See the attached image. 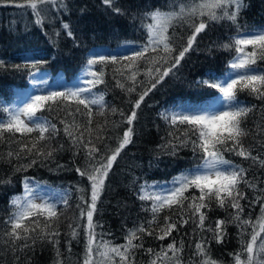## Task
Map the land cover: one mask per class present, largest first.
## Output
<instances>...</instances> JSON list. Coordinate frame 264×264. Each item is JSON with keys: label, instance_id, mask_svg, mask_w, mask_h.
Segmentation results:
<instances>
[{"label": "snow or ice", "instance_id": "6c2138e0", "mask_svg": "<svg viewBox=\"0 0 264 264\" xmlns=\"http://www.w3.org/2000/svg\"><path fill=\"white\" fill-rule=\"evenodd\" d=\"M103 2L113 12L124 14L115 6L116 0ZM9 5L30 8L36 25L41 27L53 10L66 12L69 7L66 0H24L22 3L0 0V6ZM244 7L245 0H170L167 10L157 8L138 14L147 34L146 42L122 46L131 48L132 54L125 51L89 59L77 82L71 87L64 86V90L20 93L14 105H7L0 99V112L6 114V118H0V145H8L6 154L0 151V162L11 164L16 160L18 163L13 167L17 172H26L36 166L46 167L48 162H55L56 153L64 151V144L57 140L63 132L73 155L84 153L85 164L77 166L75 171L90 186H75L78 195L73 208L70 203L73 189L48 186L57 199H44L38 194L39 182L33 183L30 177H25L22 193L10 199L9 212L0 222V253L3 254L0 262L11 255L13 264H19L21 256L18 253L27 259V252L34 250L37 243H46L55 252L53 264H65L71 258L72 241L81 242L82 229V264H138L136 252L139 249H144L151 257L147 264H221L212 258L209 245L213 240L217 244L224 243L229 225L234 224L239 229L240 243V250L230 253L234 264H264V187L260 186L264 185V180L255 173L250 177V167L226 158V154H232L264 169V123L257 122L255 129L250 130L247 120L255 106L244 104L238 98L240 93L246 92L256 100L264 101V69L258 64V61H264V28L241 29L238 18ZM223 22L235 25L236 34L229 36L226 42H215L213 47L225 52L234 50L236 55L228 61L222 76L210 73L207 80L197 81L198 87L215 89L219 95L206 104L181 103L158 113L168 126L170 137L160 146L161 151L175 156L179 151L189 149L193 154L192 167L170 182L139 185L137 199L145 202L141 204V210L148 212L150 217L134 223L124 236L125 242L116 244L108 238L111 232L97 219L101 214L98 203L114 163L133 143L137 110L166 77L174 74L186 55L195 50L193 45L197 43V37L212 25ZM62 27L68 36H73L69 24L62 23ZM178 27L190 32L181 35L177 32ZM43 63L47 61L33 57L11 66L18 70L30 69L29 76L36 84V71L31 70H38ZM98 63L104 67L113 65L115 86L129 96L133 93L138 96L135 101H130L133 105L130 114L109 107L105 91H94L99 85L106 84L103 68H95ZM5 66L0 60V68ZM141 76L143 79H139ZM93 106H96V113ZM44 113H55L63 127H58ZM116 114L121 117L119 122L108 119L109 115ZM95 116L104 119L103 123L93 127ZM120 124L128 125L122 136L107 135L109 125L114 132ZM250 136L255 144L246 145L245 140ZM106 138L115 139L116 146L113 148L105 143ZM13 144L17 146L15 150ZM100 144L105 151L101 150ZM63 168L64 165L57 164L56 170ZM4 183H12L11 178L0 179V184ZM242 185L251 189L255 196L249 199ZM245 200H248L247 205L242 203ZM255 204H260V213L253 220L251 213L245 216V207ZM59 205H63V210ZM69 209L73 210V215L67 225L69 231L65 233L71 238L66 241L69 256L65 257L60 250V225L61 217ZM215 209L223 210L227 215L216 219L214 224H206L208 214ZM165 212L167 214L161 217ZM186 225L192 226L193 236L200 237L187 258L183 238L179 242L173 238L158 251L145 248V235L164 241L173 232L179 234ZM205 233H211V238ZM245 236L250 239L245 240Z\"/></svg>", "mask_w": 264, "mask_h": 264}, {"label": "trees", "instance_id": "16d2710c", "mask_svg": "<svg viewBox=\"0 0 264 264\" xmlns=\"http://www.w3.org/2000/svg\"><path fill=\"white\" fill-rule=\"evenodd\" d=\"M24 0H16V3H22ZM68 10L59 13L53 10L49 18L45 20L43 26L35 23L31 9L28 7L17 8L13 5L0 6V60L6 64L0 68V99L7 105H14L16 97L20 93L38 94L41 90H64V86L71 87L87 66L89 59H98L100 54L114 55L125 51L132 54L131 48L122 47L124 44L139 45L146 42V32L141 27L138 14L153 11L157 8L167 10L170 0H116V5L121 8L123 15L112 11L103 0H66ZM51 8V5L48 6ZM133 17H137L133 19ZM62 23L69 24L73 36H68L67 31L63 29ZM238 23L242 30L253 28H264V0H245V7L240 13ZM181 35L189 33L190 30L177 28ZM59 33V35H56ZM236 34V26L229 22L214 24L205 33L197 37V43L193 45L195 50L190 51L180 67L174 70V74L166 77L164 82L157 86V89L151 92L141 108L137 110V120L134 121L133 143L129 144L117 158L108 178L106 179V189L101 195L98 203L101 214L97 217L105 230L111 232L112 239L116 244L124 243V236L128 229L134 226V223L146 221L150 214L141 210V204L145 203L137 199L139 185L145 182L149 184L166 183L178 176L185 169L192 167V152L189 149H183L175 156H170L161 151L160 146L165 143L168 137V126L158 113L164 109L173 107L181 103L206 104L219 95L215 89L198 87L197 81L207 80L209 74L213 73L222 76L227 70L228 61L236 55L235 51L225 52L213 47L215 42H226L229 36ZM250 50V49H249ZM43 58L47 63L41 64L38 70L45 75L46 83L37 85L32 83L29 76L30 69H16L11 65L22 64L26 58ZM261 69H264V61H258ZM96 70L103 68L105 71V85H99L94 91H105V101L109 107H116L130 114L132 103L138 99L136 93L131 96L117 88L116 81L113 79V65L104 67L101 64L95 66ZM143 79V76L139 77ZM140 91V89H137ZM239 100L249 106H255L253 113L249 114L247 127L250 130L255 129L257 122L264 123V101L256 100L246 92L239 94ZM18 106V105H17ZM96 106H93V112L96 113ZM53 122L59 124L56 114H48ZM0 118H6V114L0 112ZM103 117L95 116L93 127L96 123H103ZM110 121L121 120L119 114L109 115ZM128 127L127 124H120L115 131H111L109 125L108 136L115 137L117 134L122 136L123 131ZM35 135V134H33ZM259 139V137H257ZM64 144V151L55 155V162H48L46 167H32L26 172H17L14 165L18 162L13 160L11 164L0 162V179L11 178L12 183L0 184V222L9 212V201L12 197L21 194L23 190V181L25 177H30L33 181L39 182L38 193L44 199H57L51 189H73L72 200L70 203L75 205L77 193L74 188L81 184L90 188L88 181L82 179L75 171L77 166L83 167L85 164L84 153L73 155L70 142L63 132L57 137ZM105 143L113 148L116 146V140L105 139ZM56 144V141H53ZM245 144H255L252 136L245 140ZM101 150L105 151L103 144H100ZM258 147V146H257ZM15 150L17 146L12 145ZM8 145H0V151L5 154ZM256 154L255 152L253 153ZM226 158L242 164L249 168V176L253 173L264 180V169L252 165L251 161L242 160L238 156L226 154ZM57 164L64 165L63 169L56 170ZM49 168L52 170L50 171ZM264 187V185H260ZM249 199L255 196L251 189L244 188ZM247 205L248 200L242 201ZM63 210V205L58 206ZM251 213L253 220L260 213V204L252 207H245V216ZM167 212L161 213V217ZM73 215V210L69 209L65 216L61 217V244L60 250L65 257L69 256L66 241L71 239L66 236L68 223ZM227 215L223 210L215 209L208 214L209 220L205 223H213L218 218H224ZM251 231V229H249ZM188 235H185V233ZM239 229L230 224L228 235L225 242L217 244L211 241L209 247L213 259L221 264H234L230 253L240 250L238 237ZM209 239L211 233L204 234ZM175 238L177 242L181 238L185 241V253L187 258L190 252L194 251V244L199 240V235H192V226L186 225L180 229L179 234L173 232L172 236L164 241L156 240L153 237L144 236L145 248L151 247L157 251L161 245H167ZM250 239L249 236L244 237ZM192 245L190 249L188 246ZM72 254L70 261L65 264H82L84 251L83 230L81 229V242L78 244L72 241ZM0 255H3L0 253ZM21 259L19 264H53L55 252L50 244L37 243L34 250L27 252V259L24 254H19ZM144 249L136 252L138 264H147L150 260ZM195 259V257H194ZM0 264H13V258L8 255L6 260Z\"/></svg>", "mask_w": 264, "mask_h": 264}, {"label": "rangeland", "instance_id": "374dc122", "mask_svg": "<svg viewBox=\"0 0 264 264\" xmlns=\"http://www.w3.org/2000/svg\"><path fill=\"white\" fill-rule=\"evenodd\" d=\"M36 79H37V85H41V84H44L46 83V78H45V75L44 74H41L39 71H36ZM39 196H41L40 193H38ZM43 198V196H41Z\"/></svg>", "mask_w": 264, "mask_h": 264}]
</instances>
